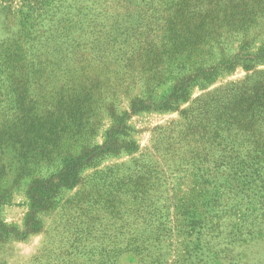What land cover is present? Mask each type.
<instances>
[{"label":"rangeland","instance_id":"rangeland-1","mask_svg":"<svg viewBox=\"0 0 264 264\" xmlns=\"http://www.w3.org/2000/svg\"><path fill=\"white\" fill-rule=\"evenodd\" d=\"M21 1L0 3V45ZM49 3L24 61L0 68V264H264L263 115L244 126L213 102L259 82L264 0ZM88 152L33 212L31 187Z\"/></svg>","mask_w":264,"mask_h":264},{"label":"trees","instance_id":"trees-1","mask_svg":"<svg viewBox=\"0 0 264 264\" xmlns=\"http://www.w3.org/2000/svg\"><path fill=\"white\" fill-rule=\"evenodd\" d=\"M0 3L3 5V10L11 11L10 4L12 0H0ZM22 6L18 15L20 16L18 27L19 32L14 38H8L7 42L0 45V68L2 67H15L21 62L24 61L22 51L23 47L31 43L35 37L38 35L37 30L41 23L42 15H46L48 11L46 9L50 7L49 0H22ZM264 55V50L262 51ZM226 65V64H225ZM235 65V62L229 63L226 65L228 69H232ZM250 65H244V68L249 69ZM260 74L259 82L254 85L249 84L248 81L243 83L240 86H233L229 92H236L238 95H233L232 93L225 92L223 95L218 96L213 100L214 104L220 103L218 107L215 108L216 111H222L220 113L219 119L226 116L227 120H236L243 117V125L252 126L256 121L254 118L253 110L256 108L258 111L261 110V122L264 124V70L258 72ZM177 92L181 93L180 96L185 94V87L180 86ZM229 98V99H228ZM234 100H240L235 108ZM225 103L227 104L224 105ZM233 102V103H232ZM167 101L162 104V107L167 106ZM138 105L135 111H145L152 109L151 106L143 105L141 103H135ZM134 104V105H135ZM223 106V107H222ZM229 107H232L229 109ZM245 108V113H249L250 116H242V110ZM125 117L116 118V128L112 129V134L108 133L107 141L105 142L106 151L112 152L116 151L113 148L114 141L116 136L124 134L125 128L124 125ZM224 123H227L225 121ZM260 139V137H259ZM257 139V142L260 140ZM131 150H136V144L131 141L129 143ZM100 147L94 148L90 152L95 153L99 151ZM90 152L84 155L81 158H69L65 161V165L62 168L60 174L57 176L58 180L54 178L49 181H40L36 182L30 189L29 196L31 200V208L33 212H36L38 209L50 208L53 204L55 195L57 194L60 188L72 189L77 181V174L80 168L83 166L84 159L90 156ZM31 218V217H30ZM32 221V220H30ZM32 231H35V226L31 228ZM0 234L7 235L8 231L6 228L0 224ZM26 234H24L25 236Z\"/></svg>","mask_w":264,"mask_h":264}]
</instances>
